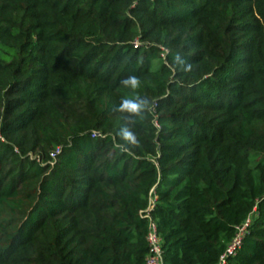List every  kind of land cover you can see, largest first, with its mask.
<instances>
[{"label": "trees", "instance_id": "16d2710c", "mask_svg": "<svg viewBox=\"0 0 264 264\" xmlns=\"http://www.w3.org/2000/svg\"><path fill=\"white\" fill-rule=\"evenodd\" d=\"M247 219L224 264H264V0H0V264H145L150 222L219 264Z\"/></svg>", "mask_w": 264, "mask_h": 264}, {"label": "built area", "instance_id": "2783aa9c", "mask_svg": "<svg viewBox=\"0 0 264 264\" xmlns=\"http://www.w3.org/2000/svg\"><path fill=\"white\" fill-rule=\"evenodd\" d=\"M248 224L249 219H247L240 227L237 228L235 236L227 245L224 254L220 257L219 264H224L226 257L232 255L240 246ZM147 242L148 252L145 258V264H163L161 241L156 233V226L153 222H150L149 225Z\"/></svg>", "mask_w": 264, "mask_h": 264}, {"label": "clouds", "instance_id": "9594fccd", "mask_svg": "<svg viewBox=\"0 0 264 264\" xmlns=\"http://www.w3.org/2000/svg\"><path fill=\"white\" fill-rule=\"evenodd\" d=\"M133 82H135V81H133ZM125 106H127V104H126ZM131 106H132L133 109H137V108H138L137 105H131ZM126 138H127V137H126Z\"/></svg>", "mask_w": 264, "mask_h": 264}]
</instances>
